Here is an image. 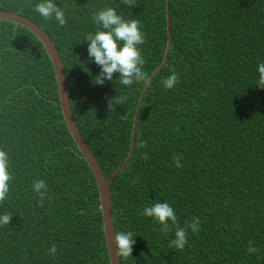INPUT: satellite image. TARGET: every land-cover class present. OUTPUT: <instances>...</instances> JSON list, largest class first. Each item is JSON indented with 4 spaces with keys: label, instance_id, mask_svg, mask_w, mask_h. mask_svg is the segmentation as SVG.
<instances>
[{
    "label": "trees",
    "instance_id": "1",
    "mask_svg": "<svg viewBox=\"0 0 264 264\" xmlns=\"http://www.w3.org/2000/svg\"><path fill=\"white\" fill-rule=\"evenodd\" d=\"M39 2L0 0V9L30 18L55 43L73 115L108 177L128 153L145 83L120 85L119 73L94 83L100 67L89 59L85 37L103 7L138 19L150 76L166 46L165 0L131 7L122 0H55L65 11L63 27L35 12ZM169 11V53L144 94L131 159L110 188L115 232L135 235L132 256L121 264H264V88L257 87L264 0H169ZM172 69L179 80L166 89L162 81ZM56 87L37 37L0 19V148L12 173L0 203V215L12 214L0 226V264H109L96 179L62 118ZM120 94L127 100L109 112V98ZM37 179L48 185L42 205L32 189ZM156 202L169 203L182 227L200 219L183 250L169 248L174 226L164 234L141 215ZM250 241L256 252H248Z\"/></svg>",
    "mask_w": 264,
    "mask_h": 264
},
{
    "label": "clouds",
    "instance_id": "2",
    "mask_svg": "<svg viewBox=\"0 0 264 264\" xmlns=\"http://www.w3.org/2000/svg\"><path fill=\"white\" fill-rule=\"evenodd\" d=\"M122 3L128 6H135L137 0H122ZM37 12L45 20L55 19L58 27H63L67 23L65 11L57 5L55 0H40L35 5ZM93 20L96 24L95 32H89L85 41L88 42V56L90 60L100 67V72L95 76L94 83L103 85L105 81H112L114 73H119V84L131 87L136 82L147 83L149 75L144 71L146 63L140 45L145 43V33L141 29L138 19H126L118 13L116 7L106 6L99 9L93 14ZM171 74L164 78L162 83L166 89H172L179 80V74L174 70H170ZM258 82L257 87L264 88V62L258 64ZM127 97L120 94L109 98L107 110L115 112L118 105H123ZM126 118V115H121ZM146 142H141V147ZM147 160L148 155L145 153L142 157ZM173 163L177 168L182 167V157L173 155ZM12 173L10 171L8 152L0 148V203L8 199L10 190V182ZM33 191L37 194L39 203L42 205L43 200L48 191V185L42 179H37L32 185ZM143 216H148L157 221L162 227L160 231L167 234L173 231L175 238L169 243V248L183 250L188 243V229L193 233L199 231L200 219L193 217L191 221H185L186 227L180 226L174 208L167 202H156L143 209ZM12 218L11 213L0 215V226L9 225ZM169 221L171 223H169ZM135 235L131 231H119L114 234V242L116 246V256L127 258L132 256ZM256 247L249 242L248 252H256ZM49 254L55 255L57 247L53 244L48 249Z\"/></svg>",
    "mask_w": 264,
    "mask_h": 264
},
{
    "label": "water",
    "instance_id": "3",
    "mask_svg": "<svg viewBox=\"0 0 264 264\" xmlns=\"http://www.w3.org/2000/svg\"><path fill=\"white\" fill-rule=\"evenodd\" d=\"M165 11H166V32L167 40L165 51L162 56L160 63L155 67L149 76V80L145 83L142 93H140L132 121L131 129V140L128 153L124 161L107 177L104 173L101 164L99 163L94 152L90 148L89 144L85 140L82 132L80 131L75 117L73 115L69 94H68V85L66 80L65 71L63 68V63L60 58V54L55 46V43L49 37L47 32L35 23L30 18L21 15V13L8 9H0V19L13 22L15 25H21V27L29 30L33 33L37 39L41 42L42 46L46 50L49 59L51 61L54 77L57 83V97H58V106L60 107L62 118L66 124V127L73 138L76 146L78 147L81 155L84 157L89 167L91 168L97 184V193H98V210L101 214L102 228L106 246V252L109 260V264H121V260L116 256V246L114 242V217L111 208V199H110V188L113 178L126 167L129 163L131 156L134 151L136 131L138 126V116L140 113V108L143 102L144 94L147 92L149 84L155 74L160 70V68L165 64L171 45V28H170V11H169V0H165Z\"/></svg>",
    "mask_w": 264,
    "mask_h": 264
}]
</instances>
